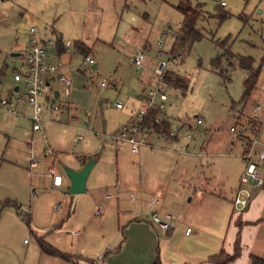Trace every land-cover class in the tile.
Listing matches in <instances>:
<instances>
[{"label": "rangeland", "instance_id": "374dc122", "mask_svg": "<svg viewBox=\"0 0 264 264\" xmlns=\"http://www.w3.org/2000/svg\"><path fill=\"white\" fill-rule=\"evenodd\" d=\"M187 2L192 6L201 4V15L195 22V28L201 32L203 38L192 44L183 60L168 65L175 74L189 75L190 79L185 91L171 93L170 88H167L169 101L165 110L175 117L174 129L180 128L184 123L191 126L192 138L187 139L188 144L185 147L173 145L171 142L165 145L158 142L156 146L158 148L152 150L151 158L142 157L144 152L142 149L147 146H140L141 154L138 155L129 151L130 144L127 141H118L111 146L104 140V135L100 134L104 129L101 126L102 122L105 121V131H107L123 123L128 114H134L131 102L134 94L140 90L141 73L135 72L131 65L132 54L137 46L144 43L149 44L151 47L149 50L155 51L156 41L159 38H163L161 49L169 51L173 42L172 37L182 21L178 7ZM221 2H223L222 6ZM5 6L4 12L9 18L7 20L6 17L0 18V68H3L0 94L2 96H6L8 90L15 85L13 72L21 57H13L10 53L15 52L12 50L23 53L21 41L18 40L19 34L22 30H28L31 25L27 19L22 18L24 11L17 0H10ZM32 7L31 12L42 18L38 24L51 28L47 29V37H62L64 42H72L75 39L90 42L91 55L97 65L90 72H85L84 76H70L72 82L69 86L60 81L57 74H53L50 85L51 89L53 87L61 92L60 98L56 99L60 106L69 101L71 107L75 109L72 112L73 129L71 130L75 133L73 135L75 138L83 136L84 139V142L76 148H72V145L75 147L72 142L71 150L66 149L67 154L58 157L53 167L63 178H66L62 166L80 168L82 155L87 154L86 158L94 155L95 160L98 161L88 175L87 192L67 194V189L63 185L52 193L56 199L64 197L66 207L72 204L70 212L66 213L62 200L53 202V213H63L60 220L66 225L64 228L66 234L73 230L79 231L84 225L89 236L95 237L98 242L101 233L114 232L115 220L108 224L101 219L103 213L100 216L93 213L96 203L100 202L102 191L100 190L96 197V192L90 190L89 185L94 182L103 188L116 178L123 180L125 173L134 174L140 168L147 173L145 176L152 175L156 184L163 188L169 185L171 188L174 187L179 203L189 209L196 205L195 200L187 202L189 196L194 194L190 185L196 182L205 183L211 191L216 190V194L221 192L222 196L228 199L234 189L230 190V188L236 184L234 170L236 168L237 171L238 168L235 162H228L234 161L230 159L235 156L231 155L230 147L226 145L232 138L240 139L242 132V127L236 123L233 117L235 113H232L230 106L232 101L240 100L246 73L233 60L226 61L224 58L221 59L218 69H214L211 65L212 60L223 53L214 41L229 36L231 39L223 44L225 48L230 44V50L235 55L253 58L254 66H260L256 86L264 91V53L261 44V38L264 37V0H33ZM217 11H224L228 16L219 21L216 16ZM127 39L130 42L126 41ZM164 59L165 55L162 60ZM219 69L222 70L223 75L219 74ZM102 81L106 86H100ZM65 88L70 91L66 98L62 95ZM117 103L123 108H116ZM196 116L201 119V124H196ZM0 118H2L1 113ZM85 120H96L98 125L89 124V127H86ZM230 128H234V131ZM180 139L186 140V138ZM26 140L30 142L31 139L18 138L17 135L0 128V164L2 160H4L2 165H5L6 161L21 164V161L28 157ZM8 141H10L9 148H15L22 158L11 159L6 155L4 149ZM41 141L34 143L33 152H41ZM50 146L52 147L51 144ZM52 149L55 153L56 150L53 147ZM118 151L120 152L117 155ZM181 157H185L186 161H181ZM13 177L16 178V175ZM147 178L149 179L150 176ZM178 179L181 181L177 184ZM43 186L44 190L50 193V182L45 180ZM37 188L35 187L34 190L36 194L39 193ZM207 190L204 188V191ZM24 200L27 203L26 197ZM77 201L81 205L76 208ZM57 205L58 209H56ZM74 208L78 209L76 218L71 217ZM24 213H27V209L22 208L20 214L24 215ZM28 215L31 219L30 227L26 226L27 234L15 233L13 236L16 248L10 256L15 264H24L28 247L36 243V238L30 232H34L35 222L31 213ZM11 258L8 259L9 262ZM35 262L34 264H37V261Z\"/></svg>", "mask_w": 264, "mask_h": 264}, {"label": "crops", "instance_id": "0c3cea01", "mask_svg": "<svg viewBox=\"0 0 264 264\" xmlns=\"http://www.w3.org/2000/svg\"><path fill=\"white\" fill-rule=\"evenodd\" d=\"M7 2H10V0H0V18L6 17V20L9 18L7 13L4 12V6ZM17 3L19 6L20 4L22 5L21 8L24 11L22 18L27 19L31 23L28 30L20 31V38L18 39L21 41L22 51H26L29 46L28 40L31 37L29 33L30 27L35 29L36 35L39 38H46L48 36L46 33L51 28L38 24L39 21H42V18L39 15L35 16L31 12L33 11V0H17ZM20 27H23V25H20ZM55 38L63 41L62 37L55 36ZM126 41H129V39ZM73 42L79 43L86 51L85 54L91 55L92 44L90 42L88 43L82 39L72 40ZM148 46V43H144L135 49V52L138 49L145 51L147 63L144 71L140 72V90L132 98L131 108L134 110V114H128L123 123L115 128H109L107 131H105V121L102 122L101 126L104 129L100 131V134L104 135V140L109 142L111 146L114 145L113 143L116 144L112 140L111 135L116 134L123 125L137 121L136 113L145 96L144 94L156 85V79L152 70L159 59L155 56V52L152 49L149 50L151 47ZM12 51L17 52V50ZM47 52L48 63L60 62L62 64L60 73L70 80L69 85L72 82L70 76H84L85 72L79 66L83 58V54L80 52L71 55L59 46L49 47L47 48ZM135 52L132 54V57ZM165 52L169 53V51ZM17 53L21 54V52ZM94 65L96 68V62ZM95 68L92 67V69ZM2 70L3 68H0V78L3 74ZM167 71L168 75L169 72L171 73L170 76L185 78L188 87L189 75L175 74L169 67ZM167 88H170L171 93L185 91L178 87H173L168 83ZM51 90L52 95H47L46 98L49 102L58 105L60 109L58 111H51L48 108L42 110L43 134L32 131L31 121L28 118V113L31 112L29 106L19 104L17 109L20 111V114L18 115H13L0 109V113L2 114L0 128L15 136L17 135L18 138L28 137L31 139L30 142L26 140L27 146L25 147L28 151V157L22 160L21 164L6 161L5 165H2L4 160L0 164V264H15L10 256L16 248L13 236L15 233L27 234L26 226L30 225L31 219L28 213H31L35 222L33 226L34 232H30L36 238V243L34 242L31 247H28V254L24 264H34L35 261H37V264H216V262H220L223 258L217 257L212 260L211 257H216L221 252L225 255H232L235 251L236 242H238V255L226 264H252L251 256L264 260V186L255 187L253 180L244 182L240 180L241 174L249 162L258 165V152L263 148L264 91L255 86L249 97L244 101H232L230 106L232 113H235L233 117L236 119V123L242 127L243 133L241 134L245 135V139L241 140V138L235 137V139L232 138L226 145V147H230L231 155L235 156L233 159H230L234 161L228 162H235L238 168L237 171L236 168L234 170L236 184L230 188V190L234 189L228 196V199L222 196L221 192L216 194V190L211 191L205 183L196 182L190 185L194 194L189 196L187 200V202L195 200L196 205L189 209L186 205L179 203L180 200L179 198L177 199V192L174 187L171 188V185H169L163 188V186L156 184L152 175L148 174L147 176H150L148 179L145 176L147 173L141 168L134 174L125 173L123 180L116 178L115 181L107 183L103 188L99 184L92 182L89 188L96 192V197L99 195V191H102L100 193V202L96 203L93 213L97 206H101L103 213L101 216L102 221L111 224L115 220V231L109 234L104 232L107 236L101 233L100 239L96 242L95 237H90L86 232L87 228L84 225L79 231L73 230L69 234H66L64 232L66 225L60 220L63 213H53V202L62 200L64 204V197L58 193L61 197L56 199L52 193L63 185L66 189L70 185L68 177L63 178L53 165L58 157L67 154L65 151L67 152L66 149L71 148L72 142L75 144V147L72 145V148H76L80 143L84 142V139L83 136H80V140L79 137L75 138L73 136L75 133L71 130L73 129L71 125L72 112L75 109L71 107L69 101L62 103L60 106L56 102V99L60 98L61 92L53 87ZM64 91L65 89L62 95H65ZM69 94L70 91L63 97L66 98ZM46 98L42 100L44 101ZM168 101L169 94L163 104L162 112L165 113L166 122H170L169 130H173V124L176 120L173 115L168 113V110H165ZM117 104H115L116 108H123V106L117 107ZM159 114L160 112L158 111ZM197 119L200 118L196 116V124H198ZM84 124L86 127H89V124L98 125L96 120H85ZM146 129L155 132L150 128ZM180 129H182L181 134L173 139L171 143L185 147L188 144L187 139L192 138V128L190 125L184 123L180 126ZM152 132L150 133L154 134ZM253 133L259 139V143L255 145H251ZM180 138H186V140H181ZM38 141L42 142V148L41 152L35 153L32 148L34 147V143L36 144ZM9 142H7L4 149L6 155L11 159L22 158L15 148H9ZM69 143H71L70 146ZM146 143L157 145L158 141L156 143L155 138L152 137ZM50 144L56 150L55 153ZM140 146H138L137 152L133 153L129 145V151L132 154L138 155L140 153ZM147 147L143 148L150 151L142 149L144 151L142 157L151 158L152 150L158 147ZM49 148L52 150L51 155L46 153V150ZM120 151H118L117 155ZM248 152H251V157L245 159L243 155ZM31 153L35 154L38 159V165L32 168L29 166V156ZM2 154L4 155V152ZM86 155H82V166L80 168L70 167V169L77 171L89 160L96 159L94 155L88 156V158H86ZM142 157H140V160ZM185 159V157H181L180 160L186 161ZM97 162L95 160L92 168ZM258 171L264 177V169L259 168ZM13 175H16V178ZM179 179L176 180L177 184L181 181ZM45 180L50 182V193H48V190H44L43 184ZM86 181L84 192H87ZM35 187H38V194L34 192ZM204 188L208 190L204 191ZM246 193H250L246 205L243 209L235 208L233 204L234 197L238 194V196L244 198ZM153 195L158 197L159 202L157 204L151 202ZM24 197H26L27 203ZM5 203L11 205H5ZM78 205H81V203L77 201L75 204L76 208ZM71 207L72 204L67 207L64 204V212L69 213ZM22 208L23 210L27 209V213H24V215L20 214V216L19 213ZM66 208H68L67 211ZM77 212L78 209L74 208L71 217L76 218ZM151 213H156L161 218L165 214L171 215L173 224L171 229L161 231L154 227L150 218ZM23 220L26 221V225ZM188 227L191 230L189 234H185V230ZM42 244L56 251V253L45 251ZM10 258L11 262L8 261Z\"/></svg>", "mask_w": 264, "mask_h": 264}, {"label": "built area", "instance_id": "2783aa9c", "mask_svg": "<svg viewBox=\"0 0 264 264\" xmlns=\"http://www.w3.org/2000/svg\"><path fill=\"white\" fill-rule=\"evenodd\" d=\"M223 4V3H221ZM29 33L31 37L28 40V48L23 51L19 56L20 62L17 64L15 71L13 72V81L15 85L10 88L9 93L6 96L0 94V109L13 115L20 114L17 106L19 104L27 105L31 108V112L28 113V118L31 121L32 131L39 132L43 134L42 117L41 112L44 109H49L51 111H58L60 108L53 102H49L46 98L47 95H52V90L50 89V84L52 82V75L57 74V78L64 82L66 86H69L70 80L65 78L60 73V68L62 64L60 62L48 63L47 48L56 47V38H39L36 35L35 29L33 27L29 28ZM163 44V38H159L156 41L155 56L159 59L157 64L154 66L152 72L156 79V85L146 91L141 105L139 106L136 118L137 121H132L128 124L123 125L116 134H112L111 138L114 142L127 141L130 144L131 151L136 153L138 146L145 145L149 147L157 146L155 144L146 143L147 140L154 137L157 143L164 145L170 143L173 139L181 134L180 128L173 130H168L167 132H152L149 129L141 128L142 121L150 108L157 109L160 114L156 117L155 122L160 124L166 121L165 113L162 112L163 104L167 100V82H166V72L168 65L171 62L178 61L180 56L171 58L169 53H166L161 49ZM63 50L70 53L71 55L77 54V51L72 47V42H63ZM163 55L165 59L162 60ZM131 63L136 72L144 71L146 67V53L143 49H138L131 59ZM95 64L94 58L90 54H84L80 62V69L83 72H89L92 70V66ZM170 78H173L170 76ZM105 82L102 81L100 86H105ZM17 87V90H15ZM68 88H65V95L68 94ZM49 97V96H48ZM43 98H46L44 101ZM66 108L65 106H63ZM117 107H121L117 104ZM197 123H201L200 119H197ZM234 131V128H230ZM150 132L154 133L151 134ZM243 133V132H241ZM241 140L245 139V135H240ZM80 140V137H79ZM257 135L252 134L251 145L259 143ZM46 153L51 155L52 150L49 148ZM245 159L251 157V152L243 155ZM38 165L37 156L33 153L29 156V166L35 167ZM264 169V144L263 148L258 152V165L249 162L247 167L241 174L240 180L247 181L253 180L255 187H263L264 177L259 174L258 169ZM50 171V170H49ZM51 173V171H50ZM133 196V195H132ZM250 193H246L244 198L238 196V194L233 199V204L237 209H243L246 205ZM151 202L157 204L159 202L158 197L153 195L151 197ZM59 206L57 205L56 209ZM102 213V207L97 206L95 208L94 214L99 216ZM152 224L161 231H168L173 226L172 217L169 214H165L164 217H159L156 213L150 214ZM190 228H186L185 234H189Z\"/></svg>", "mask_w": 264, "mask_h": 264}, {"label": "trees", "instance_id": "16d2710c", "mask_svg": "<svg viewBox=\"0 0 264 264\" xmlns=\"http://www.w3.org/2000/svg\"><path fill=\"white\" fill-rule=\"evenodd\" d=\"M182 4L178 7L182 14V21L179 25L178 31L174 33L173 36V42L169 49V54L171 55V58H174L176 56H180L179 60H183V58L186 56V54L189 52L192 44L194 42H197L203 38L201 32L195 28V22L201 15V4H195L194 6L188 4ZM221 6L223 4H220ZM216 16L218 17L219 21H222L228 16V13L224 11H217ZM242 19V17L240 16ZM264 29V25H263ZM229 36L221 39V40H215L214 43L223 50V53L221 56H217L215 59L212 60V67L214 69H218V66L221 63V59H225L226 61L233 60L237 66L245 71L246 77L243 81V93L241 95L240 100L244 101L251 92L254 90L259 74H260V66L255 67L254 66V59L250 56H243V55H235L230 50L231 45L229 44L227 48L224 47V43L228 42ZM231 39V38H230ZM57 46L63 48V42L60 39L56 38ZM262 41V51L264 53V37L261 38ZM72 47L75 48L77 52H80L81 54H85L86 51L82 48V46L79 43H72ZM230 65H232L231 62H229ZM219 74H222V70L219 69ZM168 72V71H167ZM166 72V82L170 84L173 87H178L182 90L187 89V82L182 78L178 76H172L173 78H170V72L169 75ZM158 115V110L155 108H150L147 110V113L143 119V123L140 126L141 128H150L151 130L155 132H167L170 129V122H162L160 124H157L155 122L156 117ZM264 186V185H263ZM11 205L9 203H5V205ZM20 215V213H19ZM21 216V215H20ZM45 251L50 253H56V251L52 250L45 244H42ZM238 255V242L235 243V251L232 255H225L223 252H221L216 257H211L212 260L216 259L217 257L223 258L220 262H216V264H226L227 262L233 260ZM251 262L252 264H264V260L258 257L251 256Z\"/></svg>", "mask_w": 264, "mask_h": 264}, {"label": "water", "instance_id": "95a60500", "mask_svg": "<svg viewBox=\"0 0 264 264\" xmlns=\"http://www.w3.org/2000/svg\"><path fill=\"white\" fill-rule=\"evenodd\" d=\"M11 56L16 57L19 56L20 53L12 52L10 53ZM95 68V65L92 66ZM15 90H17V87H15ZM95 162V159L89 160L85 165L79 169V170H73L70 168H67L65 166H62L63 171L65 172L66 176L68 177L70 181V185L67 189V194H79L84 192L85 190V181L86 178Z\"/></svg>", "mask_w": 264, "mask_h": 264}]
</instances>
